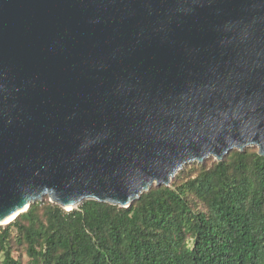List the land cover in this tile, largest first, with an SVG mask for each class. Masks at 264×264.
<instances>
[{"label": "water", "instance_id": "1", "mask_svg": "<svg viewBox=\"0 0 264 264\" xmlns=\"http://www.w3.org/2000/svg\"><path fill=\"white\" fill-rule=\"evenodd\" d=\"M251 146L264 0H0V225L44 194L129 207Z\"/></svg>", "mask_w": 264, "mask_h": 264}, {"label": "trees", "instance_id": "2", "mask_svg": "<svg viewBox=\"0 0 264 264\" xmlns=\"http://www.w3.org/2000/svg\"><path fill=\"white\" fill-rule=\"evenodd\" d=\"M1 255L0 264H264V156L252 146L184 166L129 207L32 202L0 225Z\"/></svg>", "mask_w": 264, "mask_h": 264}, {"label": "bare ground", "instance_id": "3", "mask_svg": "<svg viewBox=\"0 0 264 264\" xmlns=\"http://www.w3.org/2000/svg\"><path fill=\"white\" fill-rule=\"evenodd\" d=\"M250 144V143H249ZM254 145H258L259 146V144H257V143H254ZM235 147V146H234ZM210 155H215V154H208L207 155V157L208 156H210ZM45 195L46 194H44V195H42V196H40L41 198H44L45 197ZM36 196V195H35ZM85 197H89V196H84L83 198L81 197L77 202H75V203H73V204H71L70 206H66V208L67 209H73V208H77V206L78 205H80L81 203H82V201L85 199ZM34 199H36V198H33L31 201H33ZM28 207V204L24 207V208H22V209H19L17 212H15L11 217H9L7 220H5L2 224H8L9 222H12V220H15V218H16V216H17V214H19V213H23L25 210H26V208Z\"/></svg>", "mask_w": 264, "mask_h": 264}, {"label": "rangeland", "instance_id": "4", "mask_svg": "<svg viewBox=\"0 0 264 264\" xmlns=\"http://www.w3.org/2000/svg\"><path fill=\"white\" fill-rule=\"evenodd\" d=\"M251 147H252V146H251ZM256 147H257V146H256ZM247 148H249V147H247ZM228 155H229V154H228ZM228 155H227V156H228ZM211 157H214V156H210V157H208L206 160H208V159L211 158ZM225 157H226V156H225ZM214 158H215V157H214ZM215 159H216V158H215ZM206 160H205V161H206ZM193 163H195V162H193ZM193 163H189V164H187V165H185V166H190V164H193ZM47 197L49 198V196H45L44 199L41 200V201H44ZM49 201H50V199H49ZM13 254H14L16 257H18V256L21 254V251H16V250H15V251L13 252ZM1 257H2V255L0 256V258H1ZM25 262H26V259H25Z\"/></svg>", "mask_w": 264, "mask_h": 264}]
</instances>
